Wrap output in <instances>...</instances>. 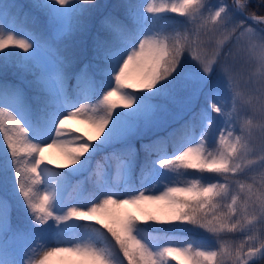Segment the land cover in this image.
<instances>
[{
	"label": "snow or ice",
	"instance_id": "1",
	"mask_svg": "<svg viewBox=\"0 0 264 264\" xmlns=\"http://www.w3.org/2000/svg\"><path fill=\"white\" fill-rule=\"evenodd\" d=\"M27 7L0 0V264H264V0Z\"/></svg>",
	"mask_w": 264,
	"mask_h": 264
},
{
	"label": "rangeland",
	"instance_id": "2",
	"mask_svg": "<svg viewBox=\"0 0 264 264\" xmlns=\"http://www.w3.org/2000/svg\"><path fill=\"white\" fill-rule=\"evenodd\" d=\"M18 2L23 3L26 6V10H28L27 6H29L32 3V0H18ZM115 2H117V0H96V3L99 5L112 4ZM110 10L111 9H102L101 12H107ZM101 12L97 13L94 23H97L99 21ZM174 15L175 14H173V16ZM42 22H43V17H40V23ZM85 39L90 41V36L87 33L82 34L78 32L74 34L73 36H71L70 38H68L65 41V43L69 46V50H76L79 47L80 42ZM68 125L73 129H78L79 132L85 136H95L96 135L95 127H93L90 123L86 122L83 119L69 120ZM145 142H147V140H145ZM132 143L135 145V148L139 152L140 158H143L144 154H143V151L140 149L141 142L138 140H133ZM169 151H171V149H169ZM44 155L46 156L47 159L53 161V164L51 165L52 167H55L56 165H59V164H63L65 162L64 157L62 156L59 149H56V148L48 149L45 151ZM102 155L103 154H98L95 159L96 160L101 159ZM93 163L95 165V160ZM61 171H64V170L61 169ZM71 179H72L73 185H75L77 182H82L81 187H83L85 190H91V178L89 177L88 173H85L82 176L72 177ZM142 207L145 208L149 212H155L157 210V206L154 204H144L142 205ZM125 209L128 212H131L133 214L141 215V212L139 211L137 206L127 205L125 206ZM174 235L177 239H183L188 234L183 233V232H177ZM174 246H178V245H174ZM125 264H126V261H125ZM173 264H175V262H173Z\"/></svg>",
	"mask_w": 264,
	"mask_h": 264
},
{
	"label": "trees",
	"instance_id": "3",
	"mask_svg": "<svg viewBox=\"0 0 264 264\" xmlns=\"http://www.w3.org/2000/svg\"><path fill=\"white\" fill-rule=\"evenodd\" d=\"M256 3H257V0H253V10L261 11V9L255 7Z\"/></svg>",
	"mask_w": 264,
	"mask_h": 264
}]
</instances>
